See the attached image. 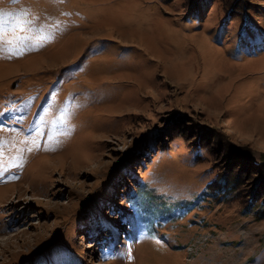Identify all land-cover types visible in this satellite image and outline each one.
Here are the masks:
<instances>
[{"label": "rangeland", "instance_id": "374dc122", "mask_svg": "<svg viewBox=\"0 0 264 264\" xmlns=\"http://www.w3.org/2000/svg\"><path fill=\"white\" fill-rule=\"evenodd\" d=\"M0 13V264H264V0ZM138 180L170 216L153 232L126 202Z\"/></svg>", "mask_w": 264, "mask_h": 264}, {"label": "trees", "instance_id": "16d2710c", "mask_svg": "<svg viewBox=\"0 0 264 264\" xmlns=\"http://www.w3.org/2000/svg\"><path fill=\"white\" fill-rule=\"evenodd\" d=\"M256 38H260V37L256 36ZM202 140H206V137H202ZM152 149L153 148H152L151 144H149L148 147H146V150H144V151H147L146 154L148 155L150 153V151H152ZM144 154H145V152H144ZM223 170H224L223 173L226 176H231V177H229V178H223L222 176L216 177V178L214 177V183L210 186V188L213 192L218 191L219 192L218 194L227 195L234 188H236L237 180L240 178L241 173H239L238 171H234L232 169V166L229 167L228 164L226 166H224ZM233 178H235L233 180L235 183L233 181H231V179H233ZM141 181L142 180L137 181V188L135 189L136 191L132 190L130 195L128 196L127 200L135 207V210L138 213L137 216L140 219L146 221V223L148 224V225H146V227H149L154 222V220L156 219L157 216L167 215V214L165 212L166 210L164 208H162V206L161 207L157 206L158 204L159 205L162 204L161 201H158L159 194L155 192L154 188L150 184H147V183L141 182ZM208 194H209V189L204 188L201 195L203 197H206ZM200 198L201 197L194 199L191 202V204H195L196 200H198ZM250 198L253 199L254 195H251ZM251 199L249 200V203L251 202ZM260 203L264 204L263 201H260ZM172 204H174V205L178 204V205L183 206V207L186 205V203L183 201H177V202L172 203ZM255 207H256V205H250L248 207V211L255 208ZM258 210H259V208L256 209V212H259ZM260 217L264 218V214L260 215ZM260 217H258V218H260ZM69 262H72V261H69ZM72 263L75 264L74 262H72Z\"/></svg>", "mask_w": 264, "mask_h": 264}, {"label": "snow or ice", "instance_id": "6c2138e0", "mask_svg": "<svg viewBox=\"0 0 264 264\" xmlns=\"http://www.w3.org/2000/svg\"><path fill=\"white\" fill-rule=\"evenodd\" d=\"M3 16V14L2 13H0V17H2ZM4 23V21L2 20V19H0V27H2V24Z\"/></svg>", "mask_w": 264, "mask_h": 264}]
</instances>
